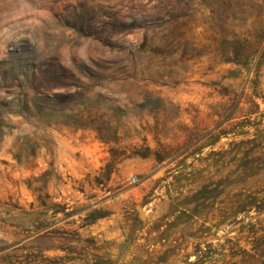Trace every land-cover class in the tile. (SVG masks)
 <instances>
[{"label": "rangeland", "instance_id": "1", "mask_svg": "<svg viewBox=\"0 0 264 264\" xmlns=\"http://www.w3.org/2000/svg\"><path fill=\"white\" fill-rule=\"evenodd\" d=\"M0 264H264V0H0Z\"/></svg>", "mask_w": 264, "mask_h": 264}, {"label": "built area", "instance_id": "2", "mask_svg": "<svg viewBox=\"0 0 264 264\" xmlns=\"http://www.w3.org/2000/svg\"><path fill=\"white\" fill-rule=\"evenodd\" d=\"M130 181L133 182V183H135V182L137 181V179H136V177H133V176H132V177L130 178Z\"/></svg>", "mask_w": 264, "mask_h": 264}]
</instances>
